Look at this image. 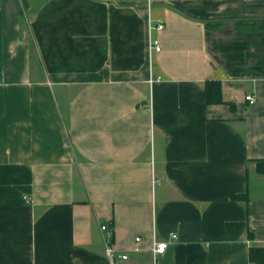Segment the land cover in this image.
Masks as SVG:
<instances>
[{
    "label": "crops",
    "instance_id": "crops-1",
    "mask_svg": "<svg viewBox=\"0 0 264 264\" xmlns=\"http://www.w3.org/2000/svg\"><path fill=\"white\" fill-rule=\"evenodd\" d=\"M257 160L264 0H0V264H252Z\"/></svg>",
    "mask_w": 264,
    "mask_h": 264
},
{
    "label": "built area",
    "instance_id": "built-area-1",
    "mask_svg": "<svg viewBox=\"0 0 264 264\" xmlns=\"http://www.w3.org/2000/svg\"><path fill=\"white\" fill-rule=\"evenodd\" d=\"M165 25H166L165 21L156 22L152 20L150 23L149 41H148V48H147L149 50L150 56H153L155 54H159L162 52L160 39L156 33L163 31L165 29ZM161 80H162L161 77L154 78L153 75H151L150 84H153L154 82L161 81ZM247 101L253 105L254 97L248 96ZM100 230H102V232L105 234L104 244L106 245V251H105L106 255L110 260L114 261L115 260L114 257L116 253L114 250L113 244H112L114 231L112 230V227L111 225H109V223L101 224ZM176 239H177L176 233H171L168 240L159 241L158 239L155 238L154 246L151 251L152 257L155 259V261L158 259L157 258L158 256L163 255L167 251L170 244ZM137 241L139 242L140 239H137ZM127 258H128L127 255L121 256V259L123 260H126Z\"/></svg>",
    "mask_w": 264,
    "mask_h": 264
},
{
    "label": "trees",
    "instance_id": "trees-1",
    "mask_svg": "<svg viewBox=\"0 0 264 264\" xmlns=\"http://www.w3.org/2000/svg\"><path fill=\"white\" fill-rule=\"evenodd\" d=\"M205 93H206V104L211 106L212 104H225L222 93V83L218 80L207 81L205 85ZM229 106L235 109L234 105L228 103ZM257 174L264 176V160H257ZM249 196H234V200L236 201H248ZM250 261L252 264H264V247H251L249 250Z\"/></svg>",
    "mask_w": 264,
    "mask_h": 264
}]
</instances>
